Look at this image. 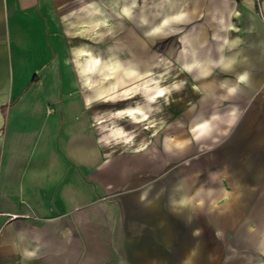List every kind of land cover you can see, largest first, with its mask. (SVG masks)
Wrapping results in <instances>:
<instances>
[{
	"label": "crops",
	"instance_id": "1",
	"mask_svg": "<svg viewBox=\"0 0 264 264\" xmlns=\"http://www.w3.org/2000/svg\"><path fill=\"white\" fill-rule=\"evenodd\" d=\"M136 3L0 0V264H93L94 206L113 210L117 264L216 261L208 242L241 216L243 241H259L251 229L264 219V0H163L157 20L147 11L139 15L147 38L176 26L180 83L185 69L195 82L212 78L201 86L204 109L193 136L215 139L221 121L242 131L227 149L241 162L239 187L228 197L217 185L206 192L194 180L190 186L185 179L194 171L167 169L170 156L184 154V140L166 136L154 154L152 125L139 127L138 141L136 122L119 111L143 98L137 80L154 70L152 60L136 58ZM178 92L169 90L156 105L162 109L174 94L182 103ZM111 120L128 139L114 136ZM202 120L211 132L196 136Z\"/></svg>",
	"mask_w": 264,
	"mask_h": 264
},
{
	"label": "rangeland",
	"instance_id": "2",
	"mask_svg": "<svg viewBox=\"0 0 264 264\" xmlns=\"http://www.w3.org/2000/svg\"><path fill=\"white\" fill-rule=\"evenodd\" d=\"M162 2L163 0H137L135 12L136 58L138 63H144L146 59L152 60L154 70L153 74L144 80H137L136 89L138 93H142L143 98L133 97V101L119 111L121 114L129 115L131 120L136 122L135 137L138 141L141 137L139 127L152 125L154 154L160 152L162 149L160 141L166 136L169 137L170 143L184 140V154L178 159L173 158L175 156L169 157L167 169L170 172L180 169L184 170L186 174L192 175L194 171V179L192 177L185 179L190 186L194 180L195 184H200L201 191L206 192L212 191V187L217 185L218 190L221 188L224 191V197L231 196V193L234 190L237 191L239 187L237 180H239L241 162L239 161L240 153H235V156L232 152H228L227 149H233L234 142L236 138L242 136V131L236 124L231 126V128H227L228 125L221 121L216 125L217 130H213L214 132L211 135V137L215 136V139L211 140L207 137L200 142L199 139L193 136L194 118L199 114V111L204 109L201 86L212 78L208 76L195 82L192 73L183 69L186 71L185 81L179 82L181 70L176 65L179 56L177 49L178 35L175 32L176 26H174V32L167 36L155 38H147L145 36V26L139 15L141 12L147 11L151 19L157 20L158 7ZM129 56L128 50H121V57ZM131 56H134L133 52H131ZM167 61L172 62L173 65L167 70H162L164 66L162 63ZM142 68L143 66H138V78L143 76L141 75ZM173 89L174 91L176 89L179 91L180 101L184 104V111L181 108L182 103L177 101V94L169 95L165 99L162 109H160L159 104L156 105L157 100ZM149 92L152 93L148 94ZM150 95L151 97H149ZM144 96L148 97L144 99ZM138 109L145 112L144 118H141L138 114ZM106 111L115 112L118 109L110 107L106 108ZM162 114L165 118L160 123V115ZM157 125L158 128L156 127ZM108 126L115 129V137L129 138L127 130L121 123L111 120L108 122ZM236 147L238 149L241 148L240 146ZM170 148V151L172 149L176 151V146H171ZM159 179L160 177H155L154 181ZM262 193H264V189H262ZM103 200L109 202L108 197H104ZM200 206L201 212L208 214L209 211L204 210V201L201 202ZM112 212L111 208H100L97 206L90 208L88 211L89 250L91 255H97L93 264H117L110 240ZM235 220L237 221L236 224L227 227L226 231H216L217 242H208L209 251L212 252L215 248L218 257L216 261H213L212 257L207 258V264H256L255 261L258 258L259 261H264V252L261 250L264 248V219L258 220L255 223L256 226L251 229L256 231L255 235L258 236L259 241H251L248 244L242 239L248 237L244 233L242 226L244 216ZM205 221L208 222L209 220L206 219ZM177 262L180 263L179 258L174 259V263Z\"/></svg>",
	"mask_w": 264,
	"mask_h": 264
},
{
	"label": "bare ground",
	"instance_id": "3",
	"mask_svg": "<svg viewBox=\"0 0 264 264\" xmlns=\"http://www.w3.org/2000/svg\"><path fill=\"white\" fill-rule=\"evenodd\" d=\"M212 117L215 118L216 117V114L215 113L212 114ZM211 127H212V124H210V121L209 120H202L199 123L197 130H195L196 131L195 132V135L196 136H201V137L203 135H207V134H209L211 132V129H212ZM193 130H194V128H193ZM259 264H264V261H260Z\"/></svg>",
	"mask_w": 264,
	"mask_h": 264
},
{
	"label": "snow or ice",
	"instance_id": "4",
	"mask_svg": "<svg viewBox=\"0 0 264 264\" xmlns=\"http://www.w3.org/2000/svg\"><path fill=\"white\" fill-rule=\"evenodd\" d=\"M241 79H243V77Z\"/></svg>",
	"mask_w": 264,
	"mask_h": 264
}]
</instances>
